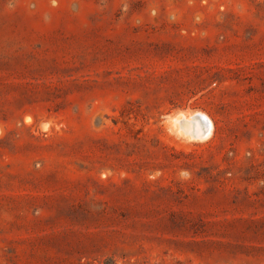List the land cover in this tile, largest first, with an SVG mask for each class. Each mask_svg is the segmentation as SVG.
<instances>
[{"label": "rangeland", "instance_id": "1", "mask_svg": "<svg viewBox=\"0 0 264 264\" xmlns=\"http://www.w3.org/2000/svg\"><path fill=\"white\" fill-rule=\"evenodd\" d=\"M0 264H264V0H0Z\"/></svg>", "mask_w": 264, "mask_h": 264}, {"label": "bare ground", "instance_id": "2", "mask_svg": "<svg viewBox=\"0 0 264 264\" xmlns=\"http://www.w3.org/2000/svg\"><path fill=\"white\" fill-rule=\"evenodd\" d=\"M209 123V122H208ZM208 127V126H207ZM211 127V126H210ZM213 127V126H212ZM206 129V128H205ZM210 130V129H209ZM206 131V130H205ZM207 131H208V129H207ZM205 134V133H204ZM208 134V133H207ZM206 135V134H205Z\"/></svg>", "mask_w": 264, "mask_h": 264}]
</instances>
